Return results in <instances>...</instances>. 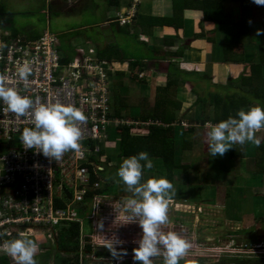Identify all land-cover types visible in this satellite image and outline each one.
<instances>
[{"label": "built area", "instance_id": "obj_1", "mask_svg": "<svg viewBox=\"0 0 264 264\" xmlns=\"http://www.w3.org/2000/svg\"><path fill=\"white\" fill-rule=\"evenodd\" d=\"M140 2L133 0L127 15L119 20L121 25L134 20ZM59 44L58 36L49 29L36 39H27L13 36L0 26V75L6 77L8 85L32 98L35 106L70 104L87 117L79 125L82 132L79 151L70 150L54 160L35 149L25 148L20 138L25 127L33 126L32 110L21 116L0 101V255H10L4 251L5 245L20 233L31 237L48 232L53 239L61 227L72 223L82 225L84 217L93 219L102 211L106 196L95 195L87 201L89 193L102 187L99 180H91L89 165L95 168L98 165L90 157L99 155L103 143L108 141L110 128L133 124L111 115L110 67L91 56L64 66ZM23 64L32 69L27 82L18 75ZM67 188H73V192ZM67 192L71 198L66 199L63 207H56L57 200L68 197ZM120 216H111L108 220L113 222ZM106 229L101 230L98 241H88L81 228L83 263L126 264L129 261L135 264L132 252L127 251L117 261L102 246L105 237L122 240L120 231L114 230L110 235L109 231L104 233ZM125 242L122 246L128 249ZM87 245L93 249H87ZM16 262L14 258L10 264Z\"/></svg>", "mask_w": 264, "mask_h": 264}, {"label": "trees", "instance_id": "obj_2", "mask_svg": "<svg viewBox=\"0 0 264 264\" xmlns=\"http://www.w3.org/2000/svg\"><path fill=\"white\" fill-rule=\"evenodd\" d=\"M6 3V0H2L0 2V9L5 7ZM141 3L139 5H141ZM132 5L133 0L131 2V6ZM187 9L202 11L204 14V21L212 23L214 26L210 31V34L214 35V37L206 36V38L213 45L216 43L213 52L215 47H217L216 49H218L220 53V61H228L241 65L242 63H239V61L243 60L244 62L245 58L249 63L241 65L239 75L235 78L230 77L224 88L221 87L222 91H220V93L212 92L208 93L205 97L199 96L197 98L196 105L201 103V112L199 110L200 114L190 120V127L187 129L180 127L182 126V120L178 119V113L181 110L182 103L173 100L171 98L172 95L169 92V89L173 84L175 85L176 83L177 85L179 75L175 78L177 82L172 81L174 79L171 78L164 88L161 87L158 89V97L154 105L150 107V103L140 102L138 113H134L132 110L136 108V103L121 96L126 89V86L121 80H116L118 82L117 87L110 86V90L112 89V94H110V107L113 108L112 115L120 119L130 118L137 122L150 123L144 128L147 130V133L144 135L133 134L134 130H142V127H132L128 125L119 126V131L117 130L119 135L117 134L118 132L116 133L120 138L117 143L119 149V161L123 157L126 158L135 155L140 151H147L153 159V162H155V166L159 165L163 168L161 169V175L165 174V177L173 182L175 175L181 172L182 182L190 185L194 179L195 181H198V178L193 175L191 179V176H189V173L192 172V164L184 162L183 152L187 150L189 145L193 150L198 148V145L192 139V136L196 132V126L193 125L204 126L209 122L216 124L221 120L227 119L230 115L235 116L240 109L247 110L250 106H253L256 103L264 105V5H257L253 0H173V14L171 16H139L136 25L139 26L144 33L147 32L146 29L155 25H167L179 31L183 27L184 11ZM9 10L10 9L2 10L0 13H5L6 11L9 12ZM53 10L48 15L39 10L42 19L40 21V18L35 20L37 21L38 28H36L37 31L35 32L30 31L27 35L29 39H36L42 35L44 30L49 29L51 32L55 33L60 40L59 34L61 30H59V26H56L55 23L59 13L53 12ZM237 10H239V15H237ZM28 11L33 15L36 13L33 9ZM40 27L41 29L39 30ZM125 27L127 28V25ZM257 30H260L259 35H257ZM205 35L206 33L203 31L196 34L195 38L203 37ZM222 35H226L225 42L217 45L216 36L220 37ZM13 36L15 35L13 34ZM248 41H250V45L253 44L251 48L248 45ZM58 48L62 51L60 44ZM164 48V44L154 46L155 52L158 51L159 53L162 51L164 52ZM101 51L102 52H100L99 56L100 60L105 59V57L107 60H110L113 58V52L114 55H118L119 53V51H111V49L108 48L101 49ZM110 51L112 52L111 56L109 55ZM180 53L183 54L182 52ZM131 65L135 69L141 64L135 61V63L133 62ZM194 74L197 73H193V75ZM109 76L114 78L111 73ZM204 77L209 81L212 80L211 75H205ZM133 79L138 80V77L135 75ZM181 79L182 78H180V81ZM139 80L143 81L144 79ZM179 83L180 82H178V84ZM193 92L195 93L196 91L193 90ZM146 104H149V107L146 106ZM207 106L211 107V110L208 112L206 110ZM261 141L259 147L251 142H246L244 145H240L241 156L247 159V168H249L250 177L253 179L248 184L250 187L257 185L256 181L258 179L261 182H264V139ZM105 151V147L102 146L99 155H91L90 157L91 160L98 165V168L101 165L99 157L105 155ZM89 168L91 171L92 182L97 181L99 178L97 175L101 174V170L92 165H89ZM194 174H198V172ZM194 183L192 184L194 185ZM110 185L111 181L106 180L103 187L88 194L87 201H90L95 195L109 194ZM226 193V199H230L231 203L234 202L232 190L229 189ZM215 195L216 192L214 190L212 196L205 198H215ZM200 198H203V196L200 195ZM247 203L248 201H245L246 205ZM61 206H64L63 202L57 200L56 207ZM256 216L258 215L256 214ZM58 230L59 233L56 236L57 252H64L67 256H71L66 260H63V262L68 261L69 264H77L76 258L80 246L79 224L72 223L63 226ZM248 243L252 244L251 241H248ZM88 247L90 248V246ZM10 261L11 260L7 255L0 257V264H9ZM187 263L192 264L191 262ZM136 264H139V262ZM220 264H264V258H258L255 260H252L251 258H233L225 260Z\"/></svg>", "mask_w": 264, "mask_h": 264}, {"label": "rangeland", "instance_id": "obj_3", "mask_svg": "<svg viewBox=\"0 0 264 264\" xmlns=\"http://www.w3.org/2000/svg\"><path fill=\"white\" fill-rule=\"evenodd\" d=\"M39 9V6H37V8H33L36 12L34 15L15 14L7 11L5 13H1L0 19H2V23L10 25L7 28L3 24H1V26L15 36L28 38L27 35L30 31H37L36 28H38V25L35 20L40 18V21L42 19ZM2 10L8 9L3 7L1 11ZM125 15L116 13L113 16L112 22H119L121 17ZM100 17L101 14L98 16V20ZM93 18L94 20L97 19L91 15H86L84 17L85 22L87 23H91ZM40 29L41 27L39 30ZM59 30L61 29L59 28ZM59 36L61 38L60 47L62 50H69L73 48L71 51L76 53L86 52V55L89 54L87 43L88 37L91 35L87 33V31L81 30L73 33L63 32L60 33ZM223 63L225 64L222 66L229 65L228 62ZM235 64L239 65L237 63ZM243 64L245 65V63ZM228 67H230V65ZM230 69L221 70L220 72V75L222 76V80H220V82H223L224 85L227 83V80L225 79L226 76H232L233 78L237 76V73L231 72ZM126 71L127 75L125 77L120 79L117 77L110 78L111 82H114V80H121L128 88L125 97L131 102L137 103L143 102L144 100L154 105L155 101H157V93L159 92L156 86L162 85L165 81H163V79H153L150 84V94L147 96V94H144L146 93V90H141L142 85H136L138 82L133 79L135 73H131V69L129 67ZM139 77H143V74L142 76L139 75ZM180 84L181 82L177 87L173 85L174 88L170 89L169 92L172 95L171 98L173 100L179 101L182 104L185 102V106H189V104L191 105L193 103L196 105L197 98L199 96L205 97L207 92L220 93V91H222L221 87L223 88L222 85L219 87L218 84L216 85L213 81H209L204 77V75L198 80L189 82V84H185V82H183L182 85ZM184 86L187 88L185 91L183 90L185 89ZM192 88H195L198 93L196 96L190 93V89ZM178 90L183 91L178 92ZM184 93H186L185 96ZM200 105L201 103H198L196 105L198 110L194 111L193 109L191 112V120L194 119V116L192 115L193 113L196 116L200 114ZM132 110L134 113L139 112L136 108ZM206 110L207 112L210 111L211 107L207 106ZM182 113L183 112H179L178 119L181 118ZM183 121L184 124L181 123V125L185 126L186 129L189 128L190 121L187 119ZM143 124L144 126H148L150 123L148 122V124ZM212 125L214 124L211 122L204 126L193 125L196 126V132L192 136V139L196 142L198 148L193 150V148L191 149L189 145L187 150L183 152V160L185 163L192 164V172L189 173V176H191V179L193 175L194 177L197 176L198 181H195L193 178L194 181H192L189 185L188 183L182 182L181 172L175 175L173 181L175 184L173 183V185L176 192L168 207V216L172 223L164 225L162 228L165 232L175 231L190 241L191 247L187 251V254L180 260V264H188L187 262H191L192 264H220L225 260L233 258H251L252 260L264 258V182H261L258 179L256 181L257 185L252 187L248 186L249 182L253 179H251L249 168H247V159L241 156L242 154L239 144L234 145V147L229 149L223 156H217L215 158L208 156L206 133ZM112 129L113 128H110V132L111 134H114V130ZM256 135L260 137L261 140L264 139V128L263 130H258ZM114 136L113 140L116 142V146H118L116 141L118 136L116 134ZM108 145L109 142L104 146L107 147ZM112 145L113 142L110 147H112ZM113 147L115 149V145H113ZM108 157L109 155L100 156L99 160H102L104 163H108L109 161L107 160L110 158ZM122 159L120 160V163ZM109 163L108 174H111L110 176L114 178L115 182L110 185V194L114 195L105 198L103 200V204H106V202H108L106 200L110 198V205V203L112 204V201H117V199L121 203L124 198L131 196L132 193L127 191L126 185L120 181L119 177L116 175L117 169L120 166L118 160H113ZM196 172H198V174H194ZM160 173L161 172H158L154 168L145 170L142 179L146 180L151 177H159L163 175L165 177V174L161 175ZM100 178L103 179L101 176ZM192 183H194V185ZM101 186L103 187L104 185ZM229 189L232 190L233 204L230 199H226L225 197L227 194L226 191ZM214 190L216 192L215 198H205L212 196ZM200 195H202L203 198H200ZM245 201H248L247 205L245 204ZM120 211L121 210H119V212ZM256 214L258 216H256ZM122 217H127V219L119 221V224L117 225H120L122 241L126 240L129 242L127 244L128 249L126 248L127 251L133 253V249L138 246L137 241L140 238L141 230L138 223L129 222L130 218L128 216L122 215ZM33 236L36 238L38 251L46 248L48 245L50 248L55 249L56 234L53 239L48 238L47 235H43V237L40 234ZM248 241H251L252 244H249ZM161 263H163V256L153 258V264Z\"/></svg>", "mask_w": 264, "mask_h": 264}, {"label": "crops", "instance_id": "obj_4", "mask_svg": "<svg viewBox=\"0 0 264 264\" xmlns=\"http://www.w3.org/2000/svg\"><path fill=\"white\" fill-rule=\"evenodd\" d=\"M2 0H0L1 2ZM50 3L48 4L47 1L43 0H8L6 3L5 8L10 9L9 12L15 13V14H30L28 10L37 8L39 6L40 12H44L43 10L49 9L53 10V12L59 13L56 18V25L59 26L61 29L60 33L67 32V33H73L75 31H87L91 36L88 37V55H91L93 52V56L99 59L101 49H111L115 51H119L118 55L110 51L109 55L113 56L110 60L105 59H99L102 62H105L107 66L110 68L108 69V74H114V77L117 78H123L127 74L126 69L128 70V67L131 69V73L134 72L135 75L138 77V80H135L138 82L136 85L141 86V90H146L147 96L150 94V84L153 81V79H163V84L156 86L157 89L164 88L171 78L176 81V76L178 77V82H181L180 85H182L183 82L185 84H189V82H193L195 80H198V77H202L203 75H211L212 80L216 85L218 84L223 86V82H220L222 80V76L220 75L221 70L230 69L231 72L237 73V76L239 75L241 71V65L243 63L248 64L249 62L244 58L243 60L239 61V63H242L241 65H236L233 62H228L230 67L227 65L222 66L223 63L220 61V53L217 47H215V50L213 52V48L215 44L213 45L210 43L206 36L208 37H214V35L210 34V31L214 28L212 23L205 22L204 21V14L200 10H185L184 11V22L183 27L177 31L175 28L167 25H158V26H152L149 27V29H146L147 32L144 33L142 29L136 25V21L139 16L149 17V16H171L173 14L172 11V1L173 0H143L141 5H138L136 10V16L131 24L127 25H120L118 22H112L113 16L116 13L125 15L131 8V2L132 0H73L72 4L68 3L67 0H48ZM67 1V2H66ZM46 3V4H45ZM237 4V3H236ZM49 5V7H48ZM1 8V6H0ZM238 9V8H237ZM1 11V9H0ZM237 15H239V10H237ZM45 13V12H44ZM1 14V13H0ZM101 17L98 20V16ZM86 15H91L93 17H96L97 19H92L91 23L85 22L84 17ZM110 20V21H109ZM1 24H3L6 28L10 25L6 23H2V19H0ZM13 25V24H12ZM33 30V29H29ZM45 31V30H44ZM43 31V32H44ZM205 32L206 35L203 37L195 38L196 34H199L200 32ZM10 32V31H9ZM42 32V33H43ZM11 33V32H10ZM61 39V38H60ZM217 39V45L220 43H224L226 39V35H222L220 37L216 36ZM248 45L250 48L252 45H250V41H248ZM86 44V43H84ZM164 44V52L162 51L159 53L158 51L155 52L154 46H160ZM73 48L69 50L63 49L61 52V64L66 66L67 64L82 61L83 57H88L86 55V52H74L71 51ZM182 52L183 54H181ZM240 57V54H239ZM68 60V61H67ZM137 61L141 65H139L137 68L134 69V67L131 65V63H135ZM144 66H143V65ZM221 65V66H220ZM224 67V69H223ZM197 69V70H195ZM229 70V71H230ZM144 75L143 78H140L139 75ZM193 73H197L194 74ZM201 73V74H200ZM221 76V77H220ZM236 76V77H237ZM232 77V76H230ZM228 76L225 77V79L228 82V79L230 78ZM111 77L109 76L110 80V86L117 87L118 82L114 81L111 82ZM180 78L181 81H180ZM139 79H144L143 81ZM218 80V82H217ZM188 81V82H187ZM177 82V81H176ZM177 82V85L175 83V87H177L179 84ZM112 83V84H111ZM126 83V82H125ZM125 85V84H124ZM144 85V86H143ZM126 91H123L122 95L125 97V94H127L128 88L125 87ZM172 86L170 89H173ZM184 91L187 90V88L184 86ZM169 89V90H170ZM181 89V88H180ZM176 90V89H175ZM183 90H178L183 91ZM195 88L190 89V93L194 96L198 94L197 92H193ZM114 91V90H113ZM196 91V90H195ZM181 93V92H180ZM183 93V92H182ZM207 92L206 96L208 95ZM112 94V89H111ZM186 93H184L185 96ZM134 103V102H133ZM140 102L136 103V109H140L139 106ZM143 103H147L143 100ZM185 102H183L181 110L179 111L182 113V116L180 120H182V123H184L183 120L187 119L188 121L191 120L190 115L191 112L198 110L196 105L189 104V106L184 105ZM146 106L149 107V104H146ZM152 106V103L150 104V107ZM134 107V108H135ZM200 109V108H199ZM113 112V108H111V115ZM190 112V113H189ZM179 114V113H178ZM194 117L196 116L194 113L192 114ZM114 118H118L116 116H113ZM120 119V118H118ZM128 120L130 122H133V124H130L128 126H135V127H142V130H134L133 134L135 135H144L147 133L146 128L147 126H144L143 123L148 122H137L135 120L130 119H124ZM138 123V124H137ZM190 123V122H189ZM185 127V126H180ZM113 128V127H112ZM119 127H114L112 130H114V134H111L110 130L108 132V141L109 145L105 147L103 143V147H105V155L101 156H108L110 158L107 160L109 162L113 160H118V163H120L118 159L119 155V149L116 146V142H114V135L119 131ZM186 128V127H185ZM184 128V129H185ZM118 130V131H117ZM119 135V132L117 133ZM116 134V135H117ZM117 135V136H118ZM112 140V141H111ZM120 138L117 137L116 141L119 142ZM113 142V145H115V149L111 143ZM102 148V147H101ZM115 156H114V155ZM124 158V157H123ZM101 162V165L99 166V169L101 170V174H98V177H103V179L110 180L111 183L114 182V178L111 177V174H108V163H104L102 160H99ZM155 163V162H154ZM116 164V162H115ZM160 168H157L154 164V169H156L158 172H161V169H163L161 166L157 165ZM161 174V173H160ZM115 183V182H114ZM174 183V182H172ZM175 184V183H174ZM70 192H73V188H67ZM114 195V194H112ZM110 193L107 195V197L112 196ZM106 197V198H107ZM66 198H62L59 201L63 202L65 204ZM110 199V198H109ZM109 199H107L106 204H103L102 211H99L96 213L95 217L93 219H88L84 217L82 225L79 224V230H80V238H79V249L77 252V264H86L83 263L81 260V228L83 229V233L87 235L86 240H99V236L102 234L101 230L104 228H107L104 233L112 234V231L114 230H120L119 221L121 220L122 215H125V213L121 210V203L117 199V201H112V204L109 205ZM172 201V200H170ZM120 219L114 221H110L108 219H111V216H118L120 215ZM109 231V232H108ZM47 235L49 237L48 232L40 233V235L43 237V235ZM56 234V233H55ZM41 237V238H42ZM35 238V236H34ZM36 240V238H35ZM128 244L129 242H125ZM90 245H87V249H89ZM93 248L90 246V250ZM6 254H1V256ZM10 258V263L14 261L13 256L7 255ZM60 257V258H59ZM71 256H67L64 252H57V244L55 239V249H52L49 247V245L41 249L37 252L36 258L38 264H69V262H63V260H66ZM9 263V264H10ZM15 264H18L16 262Z\"/></svg>", "mask_w": 264, "mask_h": 264}, {"label": "clouds", "instance_id": "obj_5", "mask_svg": "<svg viewBox=\"0 0 264 264\" xmlns=\"http://www.w3.org/2000/svg\"><path fill=\"white\" fill-rule=\"evenodd\" d=\"M67 1L70 4L73 2V0ZM253 2L264 5V0H253ZM43 11L47 15L52 12L49 9ZM118 23L120 24V21ZM259 34L260 30H257V35ZM88 56L94 57L92 53ZM31 72L32 69L28 64H23L18 69L20 79L25 82ZM0 101L6 103L10 111L21 116L32 110L33 126L25 127L20 137L25 148L35 149L54 160H59L70 150L79 151L82 136L79 125L87 119L81 109L62 103L35 106L32 98L10 87L6 77L2 75H0ZM263 128L264 105L256 103L247 110H238L235 116L230 115L208 129L206 133L208 156L211 158L223 156L234 145H244L246 142L259 147L262 141L256 132ZM153 166V159L149 153L140 151L123 158L116 173L120 181L126 185L127 191L132 193L121 201V211L130 218L129 222L138 223L141 230L138 246L133 249V259L135 264L137 262L153 264L154 257L163 256V264H180L191 244L179 233L165 232L162 228L172 223L168 216V207L176 190L173 183L164 176L142 179L144 171L152 169ZM98 180L101 185L106 182L101 178ZM68 194L70 192H67ZM68 198H71V194ZM58 233L59 230L56 231V236ZM31 237L33 238L20 233L17 238L6 243L4 251L16 258L18 264H38L36 259L38 244L34 236ZM123 244L124 241L120 239L105 237L102 241V246L106 247L117 261L127 255V249L122 246Z\"/></svg>", "mask_w": 264, "mask_h": 264}, {"label": "bare ground", "instance_id": "obj_6", "mask_svg": "<svg viewBox=\"0 0 264 264\" xmlns=\"http://www.w3.org/2000/svg\"><path fill=\"white\" fill-rule=\"evenodd\" d=\"M47 30V29H46ZM43 34V33H42ZM59 43H60V40H59ZM89 57V56H88ZM86 57H83V59H85Z\"/></svg>", "mask_w": 264, "mask_h": 264}, {"label": "water", "instance_id": "obj_7", "mask_svg": "<svg viewBox=\"0 0 264 264\" xmlns=\"http://www.w3.org/2000/svg\"><path fill=\"white\" fill-rule=\"evenodd\" d=\"M68 196L70 197V194H68Z\"/></svg>", "mask_w": 264, "mask_h": 264}]
</instances>
